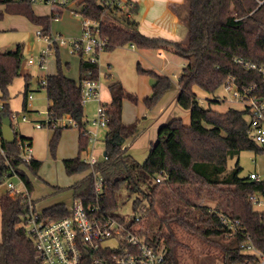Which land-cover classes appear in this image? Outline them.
Listing matches in <instances>:
<instances>
[{
  "label": "trees",
  "instance_id": "16d2710c",
  "mask_svg": "<svg viewBox=\"0 0 264 264\" xmlns=\"http://www.w3.org/2000/svg\"><path fill=\"white\" fill-rule=\"evenodd\" d=\"M2 3L7 4L8 10L26 15L44 33L52 32L55 14L37 16L33 5L28 2L2 0ZM79 4L83 5V15L99 21L100 34L107 39L104 51L131 44L139 49H165L186 61L178 82L177 103L190 111L191 123L172 118L161 125L145 161H137L125 143L135 136L139 122L123 121V102L128 99L137 104L138 97L125 91L121 82L113 81L109 85L112 100L104 104L109 115L104 139L106 154L94 164L85 162L81 152L88 148L89 139L81 90L64 76L58 48L55 52L58 71L46 77L45 85H40L46 89L47 112L55 123L50 128L53 130L49 141L51 153L55 156L64 128L73 123L79 130V154L63 159L67 174H85L69 187L74 192L73 199H91L95 172L105 182L102 206L108 213L118 208L122 194L125 200L133 197L135 211L148 203L141 223L144 225L151 216L159 218L166 231L161 228L152 237L147 229H141V233L156 246L161 238L165 239L168 264H179L176 251L180 241L172 228L174 223L218 247L224 264L246 262L250 254L243 250V243L251 242L259 250L264 249V210H258L252 198L264 202V178L253 180L249 175L241 176L239 161L232 168H228V161L244 150L263 152L264 146L257 144L249 134L246 108L230 107L218 111L204 107L196 89L214 95L211 102H220L217 91L224 86L229 75H234L240 86L257 84L264 92V75L236 61L241 58L264 66V0H185L182 7L176 8L188 28L184 42L141 33L138 21L131 18L138 12V4L133 0H126L124 8L115 3V7L122 11L125 25L104 20L106 15L113 16L110 14L111 4H102L101 0H80ZM2 18L0 12V20ZM80 56L81 79L98 78L99 64ZM22 60L21 44L12 51L0 50V91L4 99L13 80L21 75ZM139 71L155 79L151 95L144 99L146 108L152 110L172 88L173 81L153 70L139 67ZM30 84L31 77L26 75L24 110H28ZM13 113L8 103L0 108V147L5 153L0 150V185L13 176V169L31 196L33 185L29 173L37 174L42 161L34 157L29 162L22 160L20 143L32 145L28 137L15 132L13 143L2 139L3 118H12ZM66 118L71 122L64 121ZM159 175L163 176L161 182H157ZM171 197L187 208L168 210L167 201ZM203 199L207 202L198 205L196 201ZM193 208L198 209L199 214H194ZM0 209V264H40L35 244L26 232L27 196L11 195L7 191L0 197ZM160 209H163L161 214ZM43 213L54 218L65 217L70 213V207L57 204L44 209ZM224 218L236 223L235 233L229 234Z\"/></svg>",
  "mask_w": 264,
  "mask_h": 264
},
{
  "label": "built area",
  "instance_id": "2783aa9c",
  "mask_svg": "<svg viewBox=\"0 0 264 264\" xmlns=\"http://www.w3.org/2000/svg\"><path fill=\"white\" fill-rule=\"evenodd\" d=\"M14 1L50 6L51 14L56 16L55 19L61 18L66 11L80 18L81 33L76 37H64L53 32L44 33L42 28L37 30V37L44 39L47 43V48L41 52L39 60L41 66L45 65L46 57L51 54V51L56 52L64 45L71 54L83 55L90 62L98 63L99 55L104 51L107 39L100 34L99 21L82 14L83 5L79 4L80 0ZM101 3L111 4L113 7L117 2L101 0ZM125 3L126 1H119L117 5L124 8ZM28 61L31 64L36 62L33 57ZM236 61L264 75V66H258L241 58H236ZM39 83L45 85L46 78ZM223 87L236 101L243 104V108L248 110L249 134L257 144L264 146V92L262 89L257 84L240 86L234 75H229ZM79 88L82 103L85 104L98 97L100 81L98 78L81 80ZM32 97V93H29L27 107H30ZM11 120L14 121V125L31 121L36 128L55 126L48 112L47 117L42 120H30L25 114L21 116L15 113ZM67 120L71 122L69 118ZM108 122L107 107L101 103L98 105L97 115L92 123L99 128H108ZM95 135L88 131L89 146L93 144ZM20 149L22 160L29 162L33 158V146L28 142L20 143ZM1 151L5 154L2 149ZM83 160L90 164L98 161L92 155ZM12 172L13 176L5 179L4 182H7V191L11 195L22 194L29 200L26 232L35 244L41 264H168L166 250L151 243L141 233L139 223L146 213V206H140L132 220L108 213L102 206L106 194L105 182L95 172H93L95 180L91 199L89 201L81 198L73 199L70 213L60 218L38 212L24 182L15 170L12 169ZM249 176L253 180L264 178V174L257 171L251 172ZM13 178H18L24 187L19 188L11 181ZM162 180L163 176L159 175L157 182ZM252 198L256 205L264 204L263 200L257 197ZM224 219L228 224L229 234L235 233L236 223L233 220ZM242 247L250 254V258L240 264H264V249L259 250L251 242L243 243Z\"/></svg>",
  "mask_w": 264,
  "mask_h": 264
},
{
  "label": "rangeland",
  "instance_id": "374dc122",
  "mask_svg": "<svg viewBox=\"0 0 264 264\" xmlns=\"http://www.w3.org/2000/svg\"><path fill=\"white\" fill-rule=\"evenodd\" d=\"M119 1L124 2L126 0H115L117 3ZM153 1L155 2L157 0ZM185 5L183 6V9ZM7 7V4L2 3V0H0V12L3 13V18L0 20V50L12 51L15 50L19 44L22 45V75L16 77L13 80L9 87V94L6 99L2 98L0 91V108L4 107L5 103H8L10 109L15 114H19L21 116L25 114L30 120H42L47 117L48 103L46 89L45 87L40 86L38 83V76L44 73V71L48 74L56 73L58 71L56 53L55 51H51V54L46 57L45 65L41 66L39 61L41 52L43 49L47 48V43L44 41V39H40L36 35L37 30H40L41 27L34 24L26 15L10 11ZM32 8L37 16H47L51 14L50 6L36 4L33 5ZM110 14H113V16L117 17V19L115 20V18L106 15L104 17L105 21H112L116 23L120 22L121 25H125V22L122 19V11L118 10L115 7V4L111 8ZM52 32L61 34L64 37L79 36L81 33L80 18L72 15L69 11H66L61 16V18L53 21ZM60 50V57L63 63L69 59V55L71 53L68 51L66 45L61 46ZM31 57L35 58L36 60V62L33 64L29 63L28 61ZM27 71L32 74L29 93H32L34 98L32 101V109L24 110L23 92L25 86V77L23 76V73ZM177 88V82L175 81L172 90H176ZM216 95L221 96L220 102H211V99H215V96L203 91L200 92L199 97L203 106L207 108L212 107L218 111H226L230 107L240 110L243 109V104L236 101L231 95H229L225 91L224 87H221L217 91ZM96 108V102L89 101L84 104L85 113L90 121L88 124L90 129H93L91 121L94 119ZM182 119L184 123H191V114L189 110L184 111L182 114ZM246 119L248 120V117H246ZM20 123L22 129L29 130L31 133H33L32 136L35 137V143H37L38 147L37 150L41 152V155H44L43 158H38L42 161V166L38 173H29L30 180L33 185L32 196L36 201V210L40 213H43L44 209L57 204H64L67 207H71L74 198V192L69 187L79 181L82 175L67 174L63 164V159L75 157L79 154L80 147L77 127L71 124L70 127L64 128L62 130V134L54 156L51 153L48 142L49 135L51 133L49 127L35 128L33 127V123L31 121ZM205 125L207 127H212V125L207 123H205ZM100 133L101 141L99 143L97 142L94 146L96 152L95 155L99 160L103 158L102 154L103 148L105 146L103 141L105 139L106 130H101ZM149 150V145L136 141L131 147L130 153L137 161L144 162ZM86 156V152L82 151L81 157L85 158ZM237 161H239V165L242 167V171L240 173L241 176H248L253 171L264 174V151L255 153L254 151L244 150L238 157L232 158L228 161V168L234 167ZM11 181L14 182L19 188L24 187L18 178H13ZM6 192L7 182H4L0 185V194L3 195ZM124 198L125 196L122 194L119 199L120 202L118 208L112 213L118 215L121 218H128L132 220L136 215V211L132 205L133 197L129 198L128 200H125ZM196 202L198 205H201L205 204L207 201L203 199ZM167 204L168 210H172L177 207L182 209L187 208L184 203L179 202L173 197L168 199ZM142 206H146V208H148V203L146 202ZM255 207L258 210H264V204L259 206L255 205ZM192 210L194 214H199L198 209L193 208ZM162 211L163 209H160V214ZM161 224L162 222L159 218L151 216L147 221H145L144 225L142 223L140 224V228L147 229L149 237H152L161 228L166 231L165 227L163 228ZM172 228L180 241L176 251L177 261L179 264H224L222 252L218 247L210 245L196 235L185 231L178 224H172ZM159 246L166 250L164 238H161Z\"/></svg>",
  "mask_w": 264,
  "mask_h": 264
},
{
  "label": "crops",
  "instance_id": "0c3cea01",
  "mask_svg": "<svg viewBox=\"0 0 264 264\" xmlns=\"http://www.w3.org/2000/svg\"><path fill=\"white\" fill-rule=\"evenodd\" d=\"M138 4L137 14L132 15L131 18L137 20L139 23V30L146 36L149 37H162L170 41L184 42L187 39L188 28L186 24L181 20L176 12V8L182 6L184 0H133ZM112 18L117 19L115 16ZM123 19V17H122ZM57 20V19H54ZM53 20V21H54ZM52 21V23H53ZM124 21V20H123ZM118 24L121 25L119 22ZM38 26V25H37ZM81 29V23H80ZM61 53V50H60ZM86 59V57H84ZM62 62V60H61ZM81 62L82 57L79 55L70 54L69 59L62 63V69L64 76L71 82H73L77 87H79L81 82ZM99 81L100 88L98 97L96 99L90 100L96 102L97 108L99 104H108L111 102V92L109 89L110 83L113 81L121 82L125 91L132 93L138 97V103L134 104L130 100L125 99L123 102V121L125 123L139 122L138 129L134 137L128 139L125 146L130 153L131 147L136 141L142 142L146 145L151 146L152 143L156 142L158 129L164 123L170 121L172 118H182V114L185 110L177 103L178 88L172 90V88L164 95L160 100L158 105L152 109L148 110L144 104V99L151 95L153 90V84L155 79L149 75L143 74L139 71V67L147 70H153L159 75L169 76L173 85L175 81L177 82L180 78L182 69L186 65V61L179 55L165 50V49H139L134 45H125L117 47L111 51H102L99 55ZM54 74V73H50ZM44 71L38 76V83L40 80L46 78L48 75ZM22 75V73H21ZM29 75L32 79V74L27 71L23 73V76ZM40 84V83H39ZM41 86V85H40ZM43 87V86H42ZM172 90V91H171ZM198 95L202 90L196 89ZM204 92V91H203ZM33 96V94H32ZM33 98L31 99V105L28 107L32 109ZM48 103V99H47ZM97 108L94 119L97 115ZM85 110V109H84ZM68 118H66L67 121ZM85 119L87 122V129L90 134H96L95 140L91 146L86 149L87 157L90 155L94 156L97 160L95 152V144L101 141V130H106L107 128H99L93 125V120L91 124L93 129L88 127L89 119L85 113ZM183 120V119H182ZM12 122L13 129L20 135L26 136L31 139L33 146V157L43 158L41 152L35 143V137L32 136L33 133L29 130L22 129L20 124L14 125ZM33 123V122H32ZM190 124V123H186ZM33 127L34 124H33ZM36 128V127H35ZM51 133L49 135L48 142L52 136L53 130L50 129ZM78 131V141H79V130ZM105 143V141H103ZM1 150V147H0ZM105 152V146L103 148V157ZM131 154V153H130ZM40 160V159H39ZM84 177L85 174H81ZM81 177V178H82ZM2 195L0 194V197ZM32 200L33 196L31 195ZM34 205L36 208V201L34 200ZM1 209H0V239L2 241L1 232ZM0 241V242H1Z\"/></svg>",
  "mask_w": 264,
  "mask_h": 264
},
{
  "label": "water",
  "instance_id": "95a60500",
  "mask_svg": "<svg viewBox=\"0 0 264 264\" xmlns=\"http://www.w3.org/2000/svg\"><path fill=\"white\" fill-rule=\"evenodd\" d=\"M2 139L7 143H13L16 139V133L13 129L12 120L10 116L3 118L2 124ZM106 153L104 152V155Z\"/></svg>",
  "mask_w": 264,
  "mask_h": 264
}]
</instances>
